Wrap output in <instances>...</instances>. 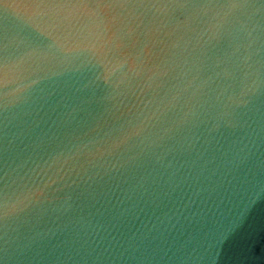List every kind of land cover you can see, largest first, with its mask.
I'll return each instance as SVG.
<instances>
[{"label":"water","instance_id":"obj_1","mask_svg":"<svg viewBox=\"0 0 264 264\" xmlns=\"http://www.w3.org/2000/svg\"><path fill=\"white\" fill-rule=\"evenodd\" d=\"M0 264H264V0H0Z\"/></svg>","mask_w":264,"mask_h":264}]
</instances>
